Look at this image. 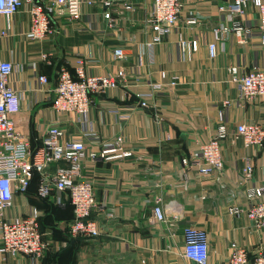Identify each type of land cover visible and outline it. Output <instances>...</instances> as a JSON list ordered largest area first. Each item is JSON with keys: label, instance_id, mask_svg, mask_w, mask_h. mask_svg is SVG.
I'll return each instance as SVG.
<instances>
[{"label": "crops", "instance_id": "1", "mask_svg": "<svg viewBox=\"0 0 264 264\" xmlns=\"http://www.w3.org/2000/svg\"><path fill=\"white\" fill-rule=\"evenodd\" d=\"M103 1L83 6L78 20L53 15V31L41 40L29 37L26 10L10 19L0 17V29L7 31L0 36V59L13 63L12 85L20 96V109L10 118L33 152L40 148L47 126L56 121L65 138H83L86 157L81 175L94 187L96 204L90 217L99 227L98 236L71 237L69 242L65 234L71 209L59 203L63 193L54 191L40 198L34 189L17 192L13 213L41 218L48 214L43 231L49 248L40 258L18 255L4 260L0 256V263L198 264L182 255L186 226L202 228L207 234L209 255L204 264H228L231 242L244 247L248 257L264 250V227L255 228L244 214L249 202L243 195L247 187L264 181V144L244 148L242 140L230 134L221 145L224 167L220 173L199 176L191 169L184 179L180 167L181 157H198L200 144L214 136L219 111L229 129L240 122L264 123V96L239 99L229 72L233 66L239 72L264 69V47L258 42L252 4L239 17L246 41L238 42L233 33L220 36L210 57L213 29L221 22L228 24L219 9L224 1L179 0L177 25L153 47L147 46L153 36L147 25L149 2L111 0L104 5ZM124 3L133 8L124 9ZM104 11L111 12L112 21L103 17ZM188 18L198 23L188 25ZM191 40L197 41V50L188 57L180 43ZM116 47L124 48L123 59H113ZM81 50L88 72L115 74L123 69L124 75L117 78L115 90L90 94L91 106L85 115L55 117L52 82L42 84L37 76L44 74L52 81L62 67L73 73L76 52ZM162 71L167 77L161 78ZM172 74L180 76L175 87L169 85ZM151 84L160 87L149 108L141 109L136 94L150 91ZM91 133L94 136L87 135ZM119 135L131 156L102 162L89 158V153H99L105 142ZM245 155H251L254 164L250 180L242 176ZM33 183L37 184V178ZM158 192L163 194L164 221L156 219L152 210ZM232 205L243 212L230 213Z\"/></svg>", "mask_w": 264, "mask_h": 264}, {"label": "built area", "instance_id": "2", "mask_svg": "<svg viewBox=\"0 0 264 264\" xmlns=\"http://www.w3.org/2000/svg\"><path fill=\"white\" fill-rule=\"evenodd\" d=\"M151 5V15L147 25L153 30L148 47L160 42L178 23L181 2L179 0H144ZM219 6L224 12L228 24L221 22L213 29L214 41L209 43V56L216 52V40L223 35L233 33L238 42L246 41V30L239 17L246 12L249 3L252 4L257 16L258 42L264 47V0H221ZM112 1H103L109 5ZM95 0H0V17L10 19L21 10L29 14L28 35L33 40H41L47 33L52 32L50 18L53 15H66L78 20L82 14V7H93ZM124 9L133 8L124 3ZM103 17L111 20V12L104 11ZM195 18H188L186 24L196 25ZM0 29V36L6 34ZM181 50L188 57L197 50V41H182ZM113 59H123V47H116ZM46 55L43 54L44 58ZM73 73L62 67L54 80L44 74L37 79L42 84H52L53 97L51 108L55 117L62 115L81 116L90 110V94L115 90L118 87L117 78L123 77V69L115 74H93L87 71L85 51L76 52ZM14 65L11 61L0 59V256L7 257L24 255L40 258L49 248V242L41 230L39 215L13 213V199L17 192L26 193L34 174L37 175L36 194L40 198H48L52 193H63L61 205L65 201L73 207V218L69 221L67 232L71 237H90L99 235L97 221L90 217L92 208L96 204L94 187L90 181L82 180L83 160L86 157V146L83 138H65L58 121L45 129L41 146L31 151L27 138L14 125L10 114L19 111L20 96L12 85ZM231 81L237 88L238 98L241 100L264 96V69L253 68L239 72L236 67H230ZM161 78L167 77L165 72ZM180 84V76H169V85L175 87ZM160 84H151V90L136 94L137 105L149 108V101L154 97L155 89ZM229 104V101H225ZM157 116V114H155ZM232 134L242 140L244 148L262 146L264 144V123L240 122L229 129L223 120L222 112L218 113V123L213 137L199 146V156L181 157V174L187 179L189 170H195L199 176L218 174L223 170L224 161L221 154L222 142ZM94 136V133L87 134ZM167 138L170 135H166ZM132 151L124 145L122 136H116L103 144L99 153H89L94 162L110 161L129 157ZM242 176L250 180L254 174V164L251 155L243 157ZM54 164V170H48ZM158 184L157 186H159ZM249 202L244 214L253 221L255 228L264 227V181L256 186H249L243 192ZM153 213L156 219L165 220L162 208L163 194L158 192L154 196ZM228 211L239 216L243 210L235 205ZM182 255L198 264H204L209 255V243L204 229L196 226L184 228V243ZM228 264H264V250L248 257L244 247L235 242L230 243ZM6 264V263H0Z\"/></svg>", "mask_w": 264, "mask_h": 264}, {"label": "trees", "instance_id": "3", "mask_svg": "<svg viewBox=\"0 0 264 264\" xmlns=\"http://www.w3.org/2000/svg\"><path fill=\"white\" fill-rule=\"evenodd\" d=\"M36 178H37V175L36 174H34L33 175V177H32V179H31V181H30V185H29V189H34L35 190V192H36V188H37V184H35V185H33L34 183H33V181H35L36 182ZM29 189H28V191H29ZM27 191V192H28ZM61 206H64V207H69L70 209H71V218H70V220L73 218V207H72V205L70 204V202H68V201H65L64 202V204H62ZM47 216H48V214H46V216L45 217H39V222H40V227H41V230L43 231V229H44V227L46 226V218H47ZM69 220V221H70ZM66 238H69V242H70V239H71V236L68 234V232H67V230H66ZM70 246L71 245H69V248H70Z\"/></svg>", "mask_w": 264, "mask_h": 264}, {"label": "water", "instance_id": "4", "mask_svg": "<svg viewBox=\"0 0 264 264\" xmlns=\"http://www.w3.org/2000/svg\"><path fill=\"white\" fill-rule=\"evenodd\" d=\"M35 1H37V0H35Z\"/></svg>", "mask_w": 264, "mask_h": 264}]
</instances>
